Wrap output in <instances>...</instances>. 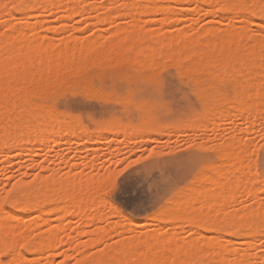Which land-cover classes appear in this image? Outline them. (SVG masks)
<instances>
[{
    "label": "rangeland",
    "instance_id": "obj_1",
    "mask_svg": "<svg viewBox=\"0 0 264 264\" xmlns=\"http://www.w3.org/2000/svg\"><path fill=\"white\" fill-rule=\"evenodd\" d=\"M81 1L83 4H81V2L77 5H82L86 7L85 9L90 8L89 3L92 5L91 3L94 2L93 5H98L99 12L93 11L96 8L91 6V13L90 8L88 9L89 11H83L86 14H81L84 7H79L81 9L79 13L72 14L71 9L69 10L70 7L64 6L63 8L68 7L66 10L72 14L68 19L63 17L65 16L63 14H68V12L64 11L65 9L63 10L62 7L56 10L58 11L55 12L57 13L56 15L48 17H46L48 11L45 10L32 12L23 9L19 13V16L22 14V17H19L20 19H12L9 17V12H13L16 9L12 7L15 3L10 0L7 2L6 0V5H8V3L9 5L6 7L7 9L5 8L7 12L4 10V13L0 15V34H7L9 29L15 26L27 34L28 38H26V40H31L34 31V38L37 41L46 39L47 41L50 40L53 44H62V42L64 44L66 41L69 42V39L72 38L70 41L75 39L79 43L88 41L97 42L100 47L108 44L110 41H114V39L116 42L118 37L120 39L118 41L122 43H125L126 38L128 39L126 43H129L131 40L133 41L134 38H136L135 40H141L146 43L149 42L151 38L153 43L156 39L160 40L163 34L166 36V39L169 38L170 40H166V45L175 47L178 45L175 39L178 34L185 33L187 38L197 37L194 41L200 43L208 37L206 31L210 29L213 32L214 36H212V38L214 39L218 38L219 35H225L231 31L246 32L244 34L246 36L243 38V43L245 41L243 51L245 53L248 52L250 45L253 44L255 40L263 42L264 44V22L260 23L262 21L253 16V13L249 10H247L246 16L248 17V14L250 17L252 16L251 18L249 17V19L243 16L246 14V11L236 13L238 15L223 13L219 16L218 9L221 6L220 3H217L219 6L213 3V5H216L215 9L208 3H202V5L200 3L201 8L199 7L200 9L195 10L196 6L198 8L199 4L193 1L190 4H185L186 6L183 5L184 8L181 7V13H178V17L174 20H162L160 14L148 15L143 17L139 23L140 26L145 29L143 30L144 32H141L143 28L139 26L140 30L138 31L139 27H137L139 20L135 21L132 19L134 17L136 19L139 16H137L136 13L134 14L135 10H129L127 7L125 9V5L121 7L122 4H119V6L121 5V9L119 8L118 11L119 6L115 7L117 4H114L113 7L112 3L111 5L108 4L110 0ZM135 1L146 4L149 0ZM98 2L104 3V5L102 4L104 8L99 6ZM249 2L250 0L247 1L248 5L255 1L251 0L252 3L250 2V4ZM256 2H258V0ZM108 5L110 7H108ZM75 6L72 5L74 8ZM77 9H75V12ZM115 9L117 10L115 11ZM87 11L93 18L90 17L91 15H87L89 14ZM106 11H108L109 14L111 12L112 15L115 13L114 17H116V19L112 17V19L109 18L106 20L109 22L100 21V23L99 21L93 20L98 13L100 15H105V13H107ZM125 11H127V14ZM94 12L95 14H93ZM241 13L243 14L241 15ZM128 14L132 17L131 19ZM85 15L87 16L85 17ZM243 17L247 20L254 19L255 21H259L255 22L253 20L249 22L245 21ZM65 18L66 20H64ZM26 19L27 23L24 22ZM134 22L137 26L131 25ZM130 25L134 26L136 29L132 31L133 35L130 34L131 32L129 31L133 30L134 27L129 29ZM127 27L129 30L128 32L126 30ZM119 28L126 31L123 33L121 30H118ZM146 30L147 33L145 34ZM159 30L162 31L159 32ZM137 31L140 33H137ZM119 32H122V35ZM142 33L144 34L142 35ZM148 33H150L152 37H150ZM124 36L126 38H124ZM145 36L149 37L146 38ZM141 37H143L144 40H142ZM200 53H198V55L202 54ZM5 55L8 54L6 53ZM163 58L162 60L156 58L155 61L151 63L152 65L146 63L140 66H136L135 63L128 61L126 58L114 59L116 63H113L114 61L112 59L111 64V59L108 60V63L106 61L107 59H104L101 61L102 63L89 64L87 67H84L85 70L82 69L77 72L68 79L69 82L68 80L64 82L53 81L55 83L50 82L46 84L50 85V87L46 85H35L37 88L34 89L37 90H31L32 92H30L31 81L25 80L26 83H23L22 88L20 86L15 90L13 103L16 105V108L18 104V108L21 107L20 110L25 107L28 108L29 106H33L34 103V105L42 106V111L46 109L53 111L54 109L52 113L55 116H52L51 120L44 118L40 121L41 125L44 127H50L52 124H48L49 122H53L52 127L55 128L57 126V140L54 135L52 140H48L49 142L45 141L44 143L43 140H39L38 142H30L25 146L28 138L27 136L19 135V127L21 125L17 127L18 129L16 126H10L11 128L9 129L8 126L4 133V138H8V141L6 140L4 145H0V147L2 146V148H0V190H2L4 185L13 184L21 193L23 186L32 189L39 182L38 180L44 181L47 178L65 177L71 172L86 178H103V180L106 181V177L110 175L115 168L114 161L124 160L125 158H139L145 152L152 153V159L137 165L136 168L139 170L134 171L128 181V185L132 187L133 196L129 197L125 192H117L109 195L107 194L106 185L104 184L106 192L104 191L103 198L105 202L102 203L100 202L101 200L98 199L93 200L83 214L72 210L70 211L71 213L69 212L66 215H62L54 210L57 208L58 203L53 202L50 204L52 207L50 209L54 210L50 224L56 229V233L61 241L54 249V252L29 253V259L25 260L27 264H61V262L62 264H76L83 256L96 254L107 248H116L120 245L122 240L128 241L133 232L138 234H153L161 241H169L178 238L181 242H186L191 238H197L200 235H197V233L201 230L196 227L193 228L194 230H198V232L195 230L196 233L189 227L186 220L168 219L169 217H167L166 214L169 215L173 206V200L175 202V199L178 200L184 192L186 193V191H188L187 193H189L193 189L203 186V184L205 191L209 194L223 193L227 189V183H217L212 186L213 177L205 178L207 180H204V182L199 179H201L200 177L203 175V172H205L210 165L215 166L213 164L218 165L220 163L219 145L223 140L236 137L243 143L248 144V150L254 147V140H259L261 130L264 129V110L253 116L239 114L235 110H231L228 115H223L220 112L222 115L216 116L218 110L214 115L216 117H214V121L209 118L205 119L204 114H206L205 112L207 109L206 97L204 96L205 90H215L216 88V90L219 89L227 96L233 97L234 94L244 89L246 83L243 85V83H235L234 81L232 82V80L221 79L220 83L223 82L220 84L217 80L220 78H207L205 74L194 71L193 69H188L187 71L186 66H179L173 59L171 60L170 57ZM168 60L170 61L168 62ZM133 66H135V69H138L135 70L132 68ZM150 66L152 67L149 68ZM188 76H190L192 80ZM194 78L196 80L193 81ZM255 79L257 81V78ZM255 79L253 78L248 81L255 82ZM158 82L168 88L167 101L164 105L155 103L156 97L162 95L157 88ZM200 82H204L202 83V88ZM209 82L210 84H207ZM41 86L43 88L46 86V88L43 89ZM240 86H242V89ZM25 88H28L27 91ZM87 88L89 90H87ZM46 91L48 92L46 93ZM26 92L27 96L24 95ZM30 94L32 95L30 96ZM102 94L106 96L104 97ZM123 97H127L126 100H124ZM29 99H31L32 102ZM203 100L206 103H204L205 105L203 104ZM123 101H127L128 104ZM28 103L30 105H27ZM139 103H141L140 106ZM18 108L16 110L19 111ZM18 111H14L13 113ZM148 113L149 115L146 116ZM56 116L59 118L54 119ZM64 116V121L68 118L66 122L70 123V126H72L70 130L72 131V129H75L73 133L71 131L68 133V137L67 129H69V125L67 124V126H65L66 123L62 121ZM75 117H78L79 120L74 119ZM115 118H118V126L116 125L117 122ZM56 120H58V123L61 121L60 126L56 123ZM97 121H103V124H98L96 123ZM145 122L148 123L145 124ZM46 123L49 126H46ZM78 123L80 126H78ZM112 123L115 124L114 127ZM163 123L165 124L163 125ZM76 124L79 129L76 128ZM62 126L67 128L65 130L64 128L61 129L62 132H60L59 127ZM73 126L75 127L73 128ZM99 126L102 127L100 128ZM82 127H87L86 131H84ZM111 127L117 129L113 131V134L112 132H108L113 130ZM119 127H123L124 129H120ZM97 128L100 130L104 129V133H102V130V132L98 131ZM157 128L160 129L155 131ZM8 129L12 131L8 132ZM129 129L131 131H129ZM123 130L129 132H124ZM58 132L61 133L63 137L59 136ZM74 132L76 133L74 134ZM96 132H99L98 135L101 133L100 138L95 139V137H99L95 135ZM91 134L93 135L91 136ZM103 134H105V136ZM42 144H45V147H42ZM24 146L29 150L22 153ZM249 152L250 151H248V155L250 154ZM248 155L247 158H250L251 154L250 157ZM257 155L259 156V151H257ZM246 163H251L252 165L254 163L253 166H255V170L253 173L259 180H252V184L249 182L247 185L248 190L244 192L246 194L243 193L241 197H237V202L235 201L236 203H233L234 208L232 205L229 208V210L232 209L234 212L240 210L241 214H243L244 211L248 212L247 209L256 208L258 204L264 203V193H262L260 188L261 177H258L257 173H255L260 161L256 160L248 163L246 160ZM251 164L249 166L251 167L250 174L251 170H253ZM254 174H252L253 176L248 175V177L253 178L255 176ZM20 198L24 199L21 195ZM20 198L19 200H21ZM19 200L16 202V206H8L7 208L2 206L5 213L13 212L17 217L9 219L10 217L7 218L4 215L5 217H3V219H6L5 221H8V223L5 224V226H1L0 229H3L6 233L15 232L16 234L18 233V235L24 233L32 236L37 233L38 227L35 226L32 227L34 229H30L29 225L35 223V221L38 222V220H43L44 211H42V213L40 211L22 210ZM24 200H27V202L32 201L30 198H25ZM50 205L47 204L46 207L49 208ZM111 205L113 207H111ZM197 206H199L197 203H193L189 208H197ZM98 209L100 215L99 211H96ZM115 209H117V211ZM3 214L0 213L1 216H3ZM251 222H253H249L251 225L257 223L256 220H252ZM252 227L253 226H245L241 229H228L224 230L222 233H218L216 230H206L203 231V233L212 239H215L216 235H223V238H221V235V237L218 236L220 237L221 244L222 242L225 244L223 246H229V248L238 247L240 249L246 248L251 255V263L256 264L257 261L264 260V251H262V249H264V236H260L263 240L258 239L259 234H256ZM35 228L37 229L35 230ZM244 231L246 233H244ZM103 232L108 235H104L105 238L101 241L94 242ZM252 235L253 237H257H255L254 244H256L254 246L258 245V247L247 248V244L253 245L254 238ZM247 238L252 239H250L252 241L251 244L246 243L247 241L250 242L249 240L245 242ZM216 244H218V242ZM220 245H218L219 248H221Z\"/></svg>",
    "mask_w": 264,
    "mask_h": 264
},
{
    "label": "bare ground",
    "instance_id": "obj_2",
    "mask_svg": "<svg viewBox=\"0 0 264 264\" xmlns=\"http://www.w3.org/2000/svg\"><path fill=\"white\" fill-rule=\"evenodd\" d=\"M10 1L17 5H20V4L28 5L26 7H18L13 12H9V17L12 19H20L22 17V14L19 16V13L23 9L29 10L32 12H35L38 10H45V11H48V14L46 15V17H48V16L56 15L57 13L55 12H58L56 10H58L61 7L63 10L65 9L64 11L68 12V14L67 13L63 14L65 15L63 17H66L69 19L72 16V14H76L77 12L79 13V11L81 10L79 7L81 8L84 7L82 5L81 6L77 5L82 2L81 0H10ZM193 1L194 3L196 2L197 4H199L198 8L196 6L195 10L201 8L200 3L201 5L202 3H205V4L208 3L212 5L213 9H215L217 3H220L221 6L218 9L219 16H221L223 13H229V14L235 15L236 13L246 11V14L243 15L246 17L247 10H249L253 13V16L257 17L260 21H262L260 23L264 22V0H258V2H256L257 0H254L255 1L254 3H252L250 0V2L252 3L250 4L249 2L250 5L247 4L248 0L247 1L246 0H149L148 3L146 4L136 2L135 0H110L108 1V4L111 5L112 3V7L114 4H117L115 7H118L119 4H122V6L121 5L120 6L123 7L125 5V9L127 7L129 10L130 9L133 11L135 10L134 14L136 13L137 16L139 15L137 17L138 19L137 18L135 19V17L134 18L130 17L129 14L128 16L130 19L132 18L135 21L139 20L137 24L138 26L135 24V22L131 24V25H136L137 27H139L140 26L139 23L142 20V18L148 15H152V14H160L162 20H165V21L169 19L174 20L178 17V13H181L180 12L181 7L184 8V6H186L185 4H190ZM5 2L6 0H0V15L4 13L5 8L8 7L9 5V3L8 5H6ZM213 3H215L216 5H213ZM229 3L239 4L241 5V7L235 10H232V9L222 10V6L229 4ZM81 4H83V2ZM91 4L92 5H90L89 3V7L91 8V6H94V8L96 9L93 11L99 12L98 5L96 6L93 5L94 2ZM102 4L104 5V3H99V6H102ZM72 5L73 6L77 5V6H75L74 8L72 7ZM109 5L108 7H110ZM64 6L70 7L69 10L71 9L72 14L68 10H66L68 7L63 8ZM120 6L118 7V11H119V8L121 9ZM85 8L86 7H84V10H82L81 14L83 13L86 14L83 11L90 9V8L88 9H85ZM75 9H77L76 12H75ZM116 10L117 9H115V11ZM5 11L7 12V10ZM8 11H11V10H8ZM108 11H109V8H108ZM108 11L106 12L108 13ZM91 12H92V8H91L90 13ZM126 12L127 11H125V13ZM90 13L87 15H91ZM107 13H105V15H100L99 13L98 14L96 13L97 16H95L93 20L99 21L100 23V21L109 22L106 20H108L109 18L112 19V17L116 19V17H114L115 13L112 15V13L110 12L112 16L109 13L108 14ZM243 13H241V15ZM93 14H95V12ZM87 15H85V17ZM90 17L93 18L92 15ZM245 17H243V19H245ZM249 17L250 16L248 14V17L246 18L249 19ZM66 18L64 20H66ZM253 20L245 19V21H249V22H252ZM259 20L257 21L254 20V21L258 22ZM24 22L27 23V19ZM131 25L129 26V29L134 27ZM140 27L138 31L140 30ZM118 30L119 31L121 30L123 33L126 30L127 32L129 31L128 27L126 30L123 29L124 31L122 30V28H119ZM134 30H136L135 27L133 30L129 31L131 32L130 34H132V31ZM143 30L145 29L144 28L141 29V32ZM138 31L137 33H140ZM161 31L162 30H159V32ZM122 32L121 33L119 32V33L122 35ZM146 33H147V30L145 34ZM206 33L208 37L205 38L203 42H200V43H196L194 41L197 37L187 38L185 33H180L175 38L176 42L178 43V45L175 47L166 45V40L167 41H170V40L169 38L166 39V36H164L163 34H162V37H160V40L156 39L153 43H152L151 38H150L151 42L149 41L147 43L141 40H135L136 38H134L133 41L131 40L132 42L130 41L129 43H126L128 39L124 36V38H126L125 43L119 42L118 40L120 39L118 37L116 42L114 39V41H110L108 44L100 47L98 45L99 43L97 42L88 41L85 43L83 42L79 43L75 39H73L75 41L73 40L70 41L72 38L69 39V42L66 41V43L64 44L63 42L62 44H53L50 42L48 38L47 39L49 41H47L46 39L37 41L34 38L35 36L34 31L32 33L31 40L29 39L26 40V38H28L26 33L22 32L20 29H18L15 26L13 28H10L7 34L5 35L0 34V145H4L6 143V140L8 139V138L7 139L4 138V133L6 132L8 126L10 129L12 126L13 127L16 126L17 128L19 125H21L19 127L20 128L19 135L27 136L28 138V141L25 143V146H27L30 142L31 143L33 141L38 142L39 140L40 141L43 140L45 143V141L52 140L54 135L56 137V130H57L56 127L57 126L54 128L52 127L53 122L51 123L49 122L48 124H52V125H50V127H44L43 125H41V121H40L41 119H44V118L47 120L48 119L51 120L52 116H55L52 113L54 109L53 111H51L50 109H46L42 111L41 109L42 106L40 107V105L39 106L34 105L35 104L34 103L33 106H29L28 108L24 106L25 108L20 110L21 107L18 108V104L16 102L17 108L19 109V111L16 110L17 109L16 105L13 103L14 93H15V90H17L20 86L22 88V85L25 82V80L31 81V83L29 82L31 85V89L29 90L30 92H32L31 90H34V91L37 90V89H34V88H37V86L35 85H39V86L46 85L53 81L55 82L67 81L69 78L74 76L80 70L82 69L85 70L84 67H87L89 64H98L104 59L105 60L107 59L106 60L107 63L109 62L108 60L111 59L110 60V64H111L112 59L114 61V59L118 60L120 58H126L128 61L135 63L136 66L137 65L140 66L146 63L151 64L153 61H155L156 58H160L159 60H162L164 59L163 57H170L171 60L173 59V61H175V63H177L179 66L181 67L186 66L187 71L188 69L189 70L193 69L194 71L205 74L207 78L209 77H216V79L220 78V79H217L219 83L221 79L222 80L228 79L229 81L232 80V82L234 81L235 83H243V85L244 83H246L244 89H242L241 88L242 86H240L242 91L234 94L233 97L227 96L222 91H220L218 88H217L218 90H216V88L215 90L214 89L205 90L204 96L206 97L207 104L205 103L204 100H203L204 101L203 104L205 103L207 105V109L205 112L206 114H204L205 116L202 115L204 116L205 119L209 118L214 121V117H215L214 115L218 110L219 111L218 113H216V116H221L222 114L228 115V113L230 114L231 110H235L239 114H248L251 116L261 113V111L264 110L263 109L264 108V44L263 42H259L258 40H255L254 43L250 45L248 52L245 53L243 51V48L245 47L244 45L245 41L243 43V38L244 36H246L244 35L246 32L244 31L232 32L231 31V32L226 33L225 35L224 34L219 35V37L216 39L212 38V36L214 35L210 29H208ZM143 34L144 33H142V35ZM148 35L152 37L150 33H148ZM145 37L147 38L149 36H145ZM141 38L142 40H144L143 37ZM6 53L8 55H5ZM198 53H200L201 55H198ZM169 61L170 60H168V62ZM113 63H116V62L114 61ZM134 67L135 66H133L132 68ZM151 67L152 66H150L149 68ZM188 77L190 78V76ZM253 78L254 79L257 78V81L256 79H255V82L248 81ZM190 79L192 80V78ZM196 79L194 78L193 81ZM202 83H201V88H202ZM207 84H210V82ZM46 86L50 87V85H46ZM46 86L44 87L46 88ZM27 89L25 88L26 91ZM87 90L89 89L87 88ZM47 92L48 91H46V93ZM32 94H30V96ZM24 95L27 96V92ZM103 96L105 97L106 95H103ZM126 98L123 97L124 100H126ZM125 103H127V101ZM140 104L141 103H139V106ZM27 105H30V104L28 103ZM14 111H18V112L13 113ZM148 115L149 113L146 116ZM58 118L59 117L56 116V118L54 119H58ZM64 118L65 116L63 117L62 121H64ZM74 119L79 120L78 117L77 118L75 117ZM117 120L118 118L116 119V122ZM57 121L58 120H56V123L59 124L60 126L61 121H59L60 123H58ZM66 121H68V118L67 120L65 119L64 121L66 123L65 126H67V124L69 125L68 126L69 129H67V137H68L69 135L68 133L71 131L70 127L72 128V126H70V123H67ZM146 123L148 122H145V124ZM48 124L46 126H49ZM115 124H113L112 126L114 127ZM164 124L165 123H163V125ZM116 125L118 126V122ZM41 126L45 129H43ZM78 126H80L79 123H78ZM74 127L75 126H73V128ZM59 128H60V132H62L61 129L64 128L65 130L67 127L62 126ZM76 128H78L77 124H76ZM86 128H83V130L86 131ZM119 128L124 129L123 127H119ZM9 129H8V132H11L12 130L10 131ZM112 129L113 130L109 129L110 131L108 132L109 133L112 132L113 134V131L117 129L115 128H112ZM159 129L157 128L155 131H158ZM97 130L101 131L102 129L100 130L97 128ZM97 130H94V131H97ZM73 131H75V129L74 130L72 129L71 132L73 133ZM102 131L101 132L104 133V129ZM123 131L129 132L131 130L129 129V131L127 130L126 131L123 130ZM75 133L76 132H74V134ZM98 134L99 132H96L95 135L97 136ZM92 135L93 134H91V136ZM100 135H98L99 137H95V139L100 138ZM103 135L105 136V134ZM59 136H62L61 133H59ZM56 140H57V137H56ZM44 145L45 144H42L41 146L45 147ZM25 146L22 149V153H25L26 151L29 150V149H26L27 147ZM219 147H220L219 152H220V159H221L219 161L220 163L218 165L213 164L215 166H211V165L209 166L208 164L209 167L206 169L205 172H203V175L200 174L202 176L200 177L201 179L199 180L201 181L203 180L204 182V180H207L205 178L213 177L212 186H214L217 183H227V189L223 193H220V194H209L207 191H205L203 187L204 184L202 183L203 186H199L197 189H193L189 193H187L188 191H186V193L185 192L183 193L181 191L183 193L182 196L180 195L181 196L180 198L177 197L179 199L178 200L175 199V202L173 200L172 208L169 205V207L171 208L170 213L169 215L166 214V216L169 217L168 218L169 220L170 219L186 220L187 223L189 224V227H191V229L195 227L199 228L201 230L199 231V233H197L198 232L197 229H195L197 232L193 229L197 233V235L200 234L197 238L196 237L194 239L191 238L190 240L186 242H181V240H179L178 238H174L169 241H161L158 238H156L155 235L153 234L152 235L151 234H138L136 232H133L131 237H129L128 241L122 240L120 245L117 246L116 248H107L99 253L83 256L81 259H79L80 264H93L94 261L95 262L105 261V262H109V264H252L251 255L247 251L246 248L240 249L238 247L229 248V246L228 247L223 246L225 244H223V242L221 244L220 242V237L222 236L221 238H223L224 237L223 235L221 234H220L221 236L218 235L220 237L216 235L215 239L214 238L212 239L211 237L203 233V231H206V230H209V231L216 230L218 233H222L224 230H228V229H241L245 226H253L252 227L253 231L256 234H259L258 239L260 240L264 239V238L261 239L264 236V203L258 204L256 208L249 209V210L247 209L248 212L244 211L245 212L244 213L242 211L243 214L240 213L241 212L240 210H238L237 211L238 213H237V212H234V210L230 209L233 212L232 211L229 212L230 211L229 208L231 207V205L233 207V203L236 201L237 197H241V195H243V193L246 192V190H248V187H247L248 183L254 179L259 180V178H257V176L253 173L255 170V166H253L254 163L253 165L250 163L253 169L251 170V174H250L251 167H249L250 164L246 163V160L248 163L254 162L253 159L251 160L250 154L248 155L249 146L248 144L243 143L240 139L235 137V138H229V139L223 140V142L220 143ZM0 148H2V146ZM247 155L250 158H247ZM248 159L251 161H249ZM255 173L257 172L255 171ZM252 174H254L256 177L254 176L255 178L254 177L249 178L248 175L251 176ZM38 181H39L38 183L35 181L37 184L35 183L36 186L33 187L32 189L28 188L27 186H23V188L21 189V193H20L21 197L23 196L24 199L30 198V200L32 201L27 202V200H24L21 198H20L21 200H19L22 210L40 211V212L44 211L43 220L41 221L38 220V222L35 221V223H31L29 225L30 229H34L32 227H35V226L38 227L37 233L32 236L30 234H24V233L18 235V233L17 234L15 232L6 233L4 232L3 229H0V247L6 245L8 247L19 250L24 260L29 259V256H28L29 253H43L46 251L54 252V249L56 248L58 243L61 241L59 239V236L56 233V229L52 227L50 224L51 216L54 213V210L61 213L62 215H66L72 210L83 214V212L88 208V206L91 204L93 200L98 199V200H101L100 202L102 203L105 202V199L103 198L104 191L103 192L100 191L101 188H105L104 186L105 182H103L105 180H103V178H94V179L86 178L82 175H77L71 172L67 174L65 177L47 178L44 181L43 180L42 181L38 180ZM250 184H252V182ZM53 202L58 203V206L56 209L51 210L50 208L52 207L50 204H52ZM193 203H197L199 206H197V208L194 207L190 209L189 206L193 205ZM47 204L50 205L49 208L46 207ZM111 207L113 206L111 205ZM99 209L96 211L98 212ZM0 210H2L0 211V213L2 214L4 213L3 216L0 215V227L5 226V224L8 223V221H5L6 219H3V217L5 216L7 218L10 217L9 219H14L15 217H17V215L13 212L5 213L3 211L2 206H0ZM115 210L117 211V209ZM97 212H96V216H97ZM99 215H100V211H99ZM252 220H256L257 223L253 225L249 224V222L253 223L251 222ZM36 229L37 228H35V230ZM244 233L246 232L244 231ZM104 235L107 236L108 234L107 233L104 234L103 232L98 238L94 240V242H98L104 239L105 238ZM260 236L262 237L260 238ZM255 237H253L254 238L253 245L251 246L247 244L246 245L247 248H251V247L253 248L256 246L258 247V245L254 246L256 244V243L254 244ZM208 238H211V239H208ZM248 238L245 239V242L249 240L250 242L247 241L246 243L251 244L252 239L250 238L251 239L250 240ZM217 242L218 244H216ZM23 244H26L28 247L26 249H20V245H23ZM218 245H220L221 248H219Z\"/></svg>",
    "mask_w": 264,
    "mask_h": 264
},
{
    "label": "snow or ice",
    "instance_id": "obj_3",
    "mask_svg": "<svg viewBox=\"0 0 264 264\" xmlns=\"http://www.w3.org/2000/svg\"><path fill=\"white\" fill-rule=\"evenodd\" d=\"M26 4H13L12 7H26ZM241 5L235 3H229L222 6V10L232 9L235 10L240 8ZM159 93L156 97L155 103L158 105H164L167 101L168 88L162 83L157 84ZM90 119V118H86ZM98 124H103V121H97ZM250 154L254 161L259 160L260 163L257 165V174L261 177L260 188L262 193H264V129L261 130V135L259 140H254V147L250 148ZM259 151V156L257 155ZM152 159V153L145 152L141 157L135 159L125 158L124 160L114 161L115 168L112 170L111 174L106 177L105 185L107 189V194H115L117 192H125L129 197L133 196L132 187L128 185L130 177L133 175L134 171H138L137 165L144 163L146 160ZM100 191H105V188H101ZM20 192L17 187L13 184L4 185L2 190H0V206L7 208L8 206H16V202L20 198ZM28 246L26 244L20 245V249H26ZM264 251V249H262ZM0 264H27L21 255L20 251L8 246L0 247ZM62 264V262H61ZM76 264H80L79 261ZM93 264H109V262H93ZM256 264H264V260L257 261Z\"/></svg>",
    "mask_w": 264,
    "mask_h": 264
}]
</instances>
